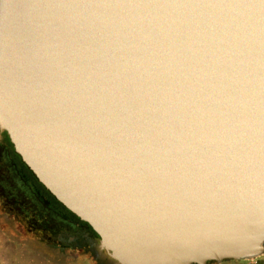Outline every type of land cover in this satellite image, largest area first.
Masks as SVG:
<instances>
[{
	"label": "water",
	"instance_id": "95a60500",
	"mask_svg": "<svg viewBox=\"0 0 264 264\" xmlns=\"http://www.w3.org/2000/svg\"><path fill=\"white\" fill-rule=\"evenodd\" d=\"M0 131L111 264L264 256V0H0Z\"/></svg>",
	"mask_w": 264,
	"mask_h": 264
},
{
	"label": "flooded vegetation",
	"instance_id": "af4514ba",
	"mask_svg": "<svg viewBox=\"0 0 264 264\" xmlns=\"http://www.w3.org/2000/svg\"><path fill=\"white\" fill-rule=\"evenodd\" d=\"M99 243L94 229L38 180L0 131L1 249L29 264H111Z\"/></svg>",
	"mask_w": 264,
	"mask_h": 264
},
{
	"label": "rangeland",
	"instance_id": "374dc122",
	"mask_svg": "<svg viewBox=\"0 0 264 264\" xmlns=\"http://www.w3.org/2000/svg\"><path fill=\"white\" fill-rule=\"evenodd\" d=\"M23 261L14 259L9 253L3 251L0 247V264H29V262L22 263ZM221 264H232L231 262Z\"/></svg>",
	"mask_w": 264,
	"mask_h": 264
},
{
	"label": "crops",
	"instance_id": "0c3cea01",
	"mask_svg": "<svg viewBox=\"0 0 264 264\" xmlns=\"http://www.w3.org/2000/svg\"><path fill=\"white\" fill-rule=\"evenodd\" d=\"M22 263H25L24 261ZM232 264H264V256L255 260L231 262Z\"/></svg>",
	"mask_w": 264,
	"mask_h": 264
}]
</instances>
